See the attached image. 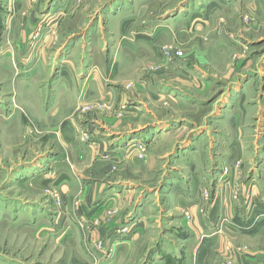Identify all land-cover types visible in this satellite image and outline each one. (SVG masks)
Returning a JSON list of instances; mask_svg holds the SVG:
<instances>
[{
	"label": "crops",
	"instance_id": "1",
	"mask_svg": "<svg viewBox=\"0 0 264 264\" xmlns=\"http://www.w3.org/2000/svg\"><path fill=\"white\" fill-rule=\"evenodd\" d=\"M200 15V10H197L194 26L199 30L205 27L203 18L197 17ZM185 29L188 33V28ZM25 40L26 37H19L14 43L24 47ZM40 51L41 56L45 54L42 48ZM2 58L15 62L9 53L0 54ZM64 61L59 62L56 74L55 70L50 73V78L55 79L45 91H34L25 83L20 89L18 85H12L14 69L10 70L13 77L0 89L1 131L14 133L12 135L20 132L24 129L27 115L38 116L45 122L62 116L65 122L63 129L55 127V136L51 137L55 140L54 149L44 148L34 158L15 163L1 189L34 182L40 184L37 190L42 192V182L45 185L52 182L59 184L65 192L64 205L54 206L48 194L39 199H25L0 191V223L6 221L10 230L32 234L31 238L45 241L57 251L72 249L79 253L83 264H229L231 259L234 264H264V145L257 153L254 151L253 156V151H248L244 142L253 133L251 120L256 113H260L261 124H264V92L261 91H264V82L259 80L264 78V54L257 69L247 70L211 107L213 124L224 126L220 130L214 128V135L217 133L221 139L218 143L221 152L215 153L212 165L201 158L204 155L203 139H207L209 133L199 128L190 144L185 145L191 151L175 159L174 164H177L172 166L175 171L163 178L158 188L147 187L130 178L111 179L104 171L101 177L95 173L106 169L115 160L127 161L124 155L131 140L149 142L165 139L172 126L182 127L183 120L155 122L153 119L147 125V132L128 126L121 132H113L111 128L118 125L119 119L104 117L103 111L100 117L77 114L73 110L79 102L76 103L75 90L65 84L73 81L74 86L80 82L79 76L84 77L80 99L83 97V100L90 101L99 98L107 105L112 103L106 108L109 115L111 109L117 110L120 103L128 99L118 84L128 81V78H120L128 61L119 55L114 58V67L96 69L92 62L91 67H84L82 71L74 70L68 60ZM192 64L180 62V73L202 84L203 89L199 92H206V85L211 88L217 77L198 64L193 68ZM44 71L41 70V75ZM257 83H260V89L256 87ZM161 84L160 80H155L158 94L177 97L175 101L187 107L194 108L193 104L202 105L204 101H194L188 92ZM255 90L259 92L260 100L253 98ZM148 92L150 96L158 97L151 89ZM135 98H129L130 106L121 121H139L136 114L141 113L144 104ZM67 109L68 113L64 114ZM80 126L94 127L99 138L95 147L79 140L76 131ZM262 137L264 132L256 140H264ZM24 144L30 146L31 142ZM66 149L74 150L75 156L70 159L68 153L65 154ZM239 158L253 163L249 162L240 171L235 168ZM152 160L149 157L147 164L154 162ZM180 162L181 167L178 166ZM84 164L90 167L86 169L82 166ZM226 166L231 168L229 174L224 173ZM111 209L118 211L109 215ZM186 211L190 213L189 220L184 214ZM88 233L112 243L113 256L89 255L83 246V237L89 236ZM229 245L233 249L230 255ZM4 256L9 261L32 264L18 257ZM59 259L60 256L55 261Z\"/></svg>",
	"mask_w": 264,
	"mask_h": 264
},
{
	"label": "rangeland",
	"instance_id": "2",
	"mask_svg": "<svg viewBox=\"0 0 264 264\" xmlns=\"http://www.w3.org/2000/svg\"><path fill=\"white\" fill-rule=\"evenodd\" d=\"M197 10L201 13L197 17L205 21V27L201 30L194 26ZM185 28H188V33H185ZM19 37H26L24 47L17 45V42L14 43ZM40 40L43 45L41 42L38 43ZM19 44L23 45V42ZM171 47L174 50H182L183 55L169 56L167 51ZM41 48L45 52L42 56ZM8 53L15 62L8 61L7 58L0 59V89L13 77L10 70L14 69L15 76L10 82L12 85H18L20 89L25 83L38 92L50 87L51 80L55 79L50 78V73L55 70L56 74L59 62L69 61L71 68L82 71L84 67H91L92 62L96 69H107L111 65L114 67L116 62L114 58L119 55L124 57L128 63L123 72L121 70L120 78H128V81L118 84L127 93L128 99L122 101L117 110L111 109L109 115L106 108L112 103L107 105L99 98L90 101L83 100V97L80 99L84 77L79 76L80 82L74 86L73 81L65 85L75 90L76 103L79 102L73 110L77 114L84 117L86 115L100 117L103 111L104 117H117L120 122L111 128L113 132H121L127 129V126L147 132V125L152 123L153 119L155 122L183 120L182 127L172 126L170 134L165 139L149 142L131 140L125 150L124 157L128 160L123 161L126 162L114 159L115 161L106 169L95 173V176L101 177L104 171L111 179L130 178L147 187L158 188L163 178L166 179L167 175L175 171L172 169V166L177 164H174L175 159L182 153L191 151L185 145L190 144L191 138L200 131L199 128L209 133V137L203 139L204 155L201 156L203 161L211 166L215 153L221 152L218 147L221 139L217 137V133L214 135V128L220 130L224 126L218 127L213 124L211 115L213 104L221 100L230 85L238 81L247 70L254 67L257 69L259 65L260 57L264 54V0H0V54ZM180 62L193 63V68L196 64L200 65L203 70L214 74L217 82L211 88L205 82L204 89L208 90L199 92L203 89L202 84L182 75ZM64 65L69 66L68 63ZM41 70H45L42 75ZM156 79L162 82V86L188 92L194 101L200 102V99H204L202 105L193 104L194 108H190L175 101L177 97L170 98V94H158ZM259 80L264 82V78L260 77ZM256 87L260 89V83H257ZM150 89L158 94L157 98L150 96L148 92ZM65 95L67 97V93ZM129 98L143 101L141 113L136 114L140 118L138 122L121 121L130 106ZM253 98L260 100L259 92L256 90ZM67 113L68 109L64 114ZM62 119L60 116L56 120L49 118L45 122L38 116L27 115L23 123L24 129L15 135L1 131L0 128L2 193L25 199H39L48 194L54 206L56 204L59 208L64 205L65 192L59 184L52 182H47L46 185L42 182V192L37 190V185L40 184L36 185L34 182L1 189L10 168L15 163L25 158H34L37 152L43 151L44 148L54 149L55 140L51 137L55 136V127L63 129L65 122ZM251 122L253 133L249 140L244 142L245 148L248 145V151H253L254 156V151L257 153L260 146L264 145V140H256L258 135L264 132V124H261L260 113H256ZM127 123L130 124L126 125ZM77 132L79 140L87 142L89 146L95 147L99 143L98 133L94 131V127L80 126ZM30 142V146L24 144ZM213 147L215 149H212ZM65 154L70 159L75 156L74 150L66 149ZM101 154L100 152L99 156ZM149 157L153 158L154 162L147 164ZM249 162L253 163L252 160L239 158L235 168L241 171ZM69 165L71 166L70 162ZM82 166L86 169L90 167L85 164ZM178 166H182L181 162ZM168 170L172 172H167ZM223 170L225 172L228 170L226 174L231 172L229 166ZM112 210L109 211V215L118 211ZM187 212L189 213L186 211L184 214L189 220L191 217L186 214ZM0 224H3L0 225V264H21L7 260L4 255L18 257L21 261L32 264L84 262L79 253L72 249L57 251L45 241L31 238L34 236L32 234L31 236L22 230L21 232L10 230L6 221H1ZM88 234L89 236L83 237V246L89 255L95 257L94 240L102 238ZM227 248L229 255L232 254L231 245ZM97 253L104 257L108 256L104 252ZM59 256L60 259L55 261ZM233 261L231 259L229 264H234Z\"/></svg>",
	"mask_w": 264,
	"mask_h": 264
},
{
	"label": "built area",
	"instance_id": "3",
	"mask_svg": "<svg viewBox=\"0 0 264 264\" xmlns=\"http://www.w3.org/2000/svg\"><path fill=\"white\" fill-rule=\"evenodd\" d=\"M167 54L169 56H173V55H176V56H182L183 55V52L182 50L180 49H176L174 50L172 47L168 49L167 51ZM228 170H226L227 172ZM224 171V173H226ZM187 215H190V213H186ZM95 242V252H104L105 254H107L109 258L112 257V254H113V244L112 243H109L107 242L105 239H97V240H94ZM98 254V253H97Z\"/></svg>",
	"mask_w": 264,
	"mask_h": 264
}]
</instances>
